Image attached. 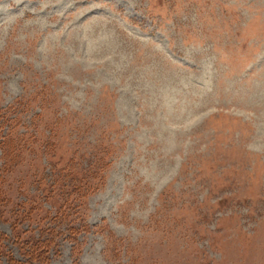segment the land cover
<instances>
[{
	"label": "rangeland",
	"instance_id": "374dc122",
	"mask_svg": "<svg viewBox=\"0 0 264 264\" xmlns=\"http://www.w3.org/2000/svg\"><path fill=\"white\" fill-rule=\"evenodd\" d=\"M9 134L16 258L30 202L54 217L49 264H264V0H0Z\"/></svg>",
	"mask_w": 264,
	"mask_h": 264
},
{
	"label": "trees",
	"instance_id": "16d2710c",
	"mask_svg": "<svg viewBox=\"0 0 264 264\" xmlns=\"http://www.w3.org/2000/svg\"><path fill=\"white\" fill-rule=\"evenodd\" d=\"M3 139L0 141V146L3 148L4 153V159H5V169L3 168V172L7 170L8 167L11 166V164L15 163L16 160L19 159L21 154L25 152V144H23L22 138H17V136L14 135H4L2 137ZM53 148V147H52ZM9 163V164H8ZM7 166V168H6ZM63 167L59 168L61 171V175H59L60 181V188L62 189L61 192V202H52L54 204V207L56 209V217L57 216H68L69 218L71 215L68 213V209L72 207L71 201L68 199V197H65V194L67 195L68 192L63 190L67 185H69L71 182H75L74 191L76 192L77 189L80 191V185L76 184L78 183V180H75L77 177L74 173V170L71 166L68 164H63ZM0 174V210H3V213L6 209L2 207V204L4 201H7V198H9V195L4 189L3 183H4V175ZM70 177V180L64 178ZM74 180V181H73ZM64 181L65 184L64 185ZM70 181V182H66ZM57 182L55 181V185H49L51 187H46L44 190L46 192V197L51 200V193L55 192L53 189L56 187ZM79 186V188H78ZM49 188V189H48ZM59 188V187H58ZM90 188V186H89ZM92 188V187H91ZM78 191V192H79ZM70 196V194H69ZM25 209L22 212L21 210L18 211L17 215L15 216V220L12 223L13 227V234L15 236V241L20 247V253L23 255L24 259H18L14 256V254L6 250L5 246L3 245L2 241L6 238L5 233H0V252L3 254H6V264H49L50 263V254L52 250H57L56 246V229L52 227V225L49 223V220L52 217L50 210L48 208L43 207L42 204L35 205L29 202L24 203ZM23 204V205H24ZM21 205V206H23ZM21 215V216H19ZM19 216V217H18ZM25 217L29 222H38V227L41 231L40 235L38 237L35 236V233L33 229H23L20 224H18V220H21L19 218ZM73 225L71 226V230L73 231ZM82 228V227H81ZM76 239V238H75ZM58 252V251H57Z\"/></svg>",
	"mask_w": 264,
	"mask_h": 264
}]
</instances>
